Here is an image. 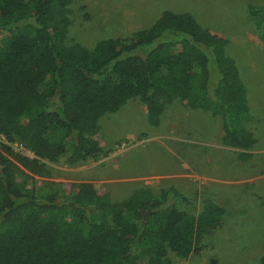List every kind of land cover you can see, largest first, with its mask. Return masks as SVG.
<instances>
[{"label": "trees", "instance_id": "16d2710c", "mask_svg": "<svg viewBox=\"0 0 264 264\" xmlns=\"http://www.w3.org/2000/svg\"><path fill=\"white\" fill-rule=\"evenodd\" d=\"M73 1L0 0V264H172L170 253L187 257L222 229L226 211L213 199L198 212L171 187L117 202L90 183L42 193L35 176L104 156L101 119L132 100L152 127L176 100L210 112L225 146L252 150L246 84L226 39L190 13L166 11L93 49L67 45ZM248 12L264 40V5Z\"/></svg>", "mask_w": 264, "mask_h": 264}, {"label": "rangeland", "instance_id": "374dc122", "mask_svg": "<svg viewBox=\"0 0 264 264\" xmlns=\"http://www.w3.org/2000/svg\"><path fill=\"white\" fill-rule=\"evenodd\" d=\"M249 5L263 6L264 0H74L67 45L93 49L102 40L129 37L151 28L166 11L190 13L204 28L226 39V52L236 61L247 87L251 111L247 127L257 145L249 151L224 146L221 118L180 100L170 104L160 124L152 127L145 105L132 100L101 119L104 156L75 166L65 159L48 163L51 175L35 176L39 190L90 183L117 202L138 189L158 193L171 187L193 202L198 212L211 198L226 211L222 229L206 236L187 257L170 253L172 264H211L214 257L220 264H258L264 257V40ZM2 144L6 141L0 136ZM12 149L32 158L18 143ZM225 179L236 188L221 189ZM240 248L245 252L237 253Z\"/></svg>", "mask_w": 264, "mask_h": 264}, {"label": "crops", "instance_id": "0c3cea01", "mask_svg": "<svg viewBox=\"0 0 264 264\" xmlns=\"http://www.w3.org/2000/svg\"><path fill=\"white\" fill-rule=\"evenodd\" d=\"M225 146V145H224ZM227 147V146H226ZM229 148V147H228ZM232 149H235V148H232ZM237 150H240V149H237ZM242 151V150H241ZM243 180H245V178L244 177H242L241 178V181H243ZM235 181H237V182H240V179H238V180H234V182ZM223 182H226L227 184H226V186L224 187V186H221V189H223V190H233V189H235L236 188V186H229L230 185V183H233V181L231 180V179H225V180H223ZM182 194V193H181ZM184 195V194H183ZM185 196V195H184ZM235 251H238V250H235ZM234 251V252H235ZM241 252H245L244 250H243V248H240V251L239 252H237V253H241ZM246 254L244 253V256H245ZM250 255V254H249ZM262 255H264V253H262ZM214 259H217V260H219V261H221L219 258H217V257H214ZM262 259V258H261Z\"/></svg>", "mask_w": 264, "mask_h": 264}]
</instances>
